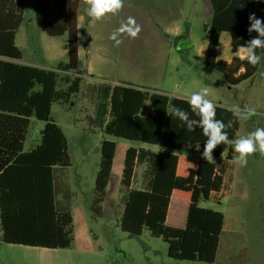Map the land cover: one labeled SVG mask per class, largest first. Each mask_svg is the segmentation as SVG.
Returning <instances> with one entry per match:
<instances>
[{"label": "trees", "instance_id": "16d2710c", "mask_svg": "<svg viewBox=\"0 0 264 264\" xmlns=\"http://www.w3.org/2000/svg\"><path fill=\"white\" fill-rule=\"evenodd\" d=\"M24 0H0V224L2 242L9 245L68 249L73 242V217L58 211L54 199L55 167H69L67 140L51 118L54 102H67L79 91L80 78H59L51 70L19 64L22 53L15 43L23 20ZM79 0H32L35 20L42 32L52 38L67 36L68 69L79 68L77 7ZM213 15L209 25L204 64L221 73L230 85L250 78L257 70L235 54L241 45L255 37L249 33V14L255 0H210ZM222 33L230 37L233 57L229 63L218 59ZM258 52V50H257ZM66 85L56 89L57 81ZM108 118L100 144V162L94 180L91 210L101 216L106 187L116 150V139L160 146L148 152L152 177L147 190L132 189L136 164L142 160L136 147L125 150L121 185L128 189L120 216V229L135 236L144 228L167 244L170 259L211 264L216 258L223 214L202 208L212 193H219L223 178L213 162L202 156L207 137L202 129L188 131L170 106L179 107L198 120L187 99L148 92L128 83L108 88ZM148 103L150 110L141 114ZM104 104V103H103ZM105 105V104H104ZM44 122L39 144L24 152L30 118ZM216 119L225 124L230 140L236 138L239 120L233 112L216 105ZM199 147V150H197ZM233 157L230 144H220L213 158Z\"/></svg>", "mask_w": 264, "mask_h": 264}, {"label": "rangeland", "instance_id": "374dc122", "mask_svg": "<svg viewBox=\"0 0 264 264\" xmlns=\"http://www.w3.org/2000/svg\"><path fill=\"white\" fill-rule=\"evenodd\" d=\"M23 5V20L16 34V45L23 56L22 64H39L42 56L51 53L58 59L54 64L60 70L58 75H62L68 70V58L64 49L67 36H47L36 23L32 0H24ZM254 13L257 18L264 20V0H255ZM129 16L134 17L142 26L138 38L122 48L130 52L132 60L129 63L134 64L135 68L130 69V65L126 67V61L118 55L111 58L110 45L104 46V49H96L94 61H104L102 65L105 69L110 66L107 67L106 64L112 63L111 67L118 70L120 78L142 79L151 62L148 58L156 55L159 73L165 72V90L190 96L207 87L210 93L208 98L215 105L230 110L235 105L242 109L248 107L256 110V115L251 119H238L236 138L258 127L264 128V76L260 74L264 72V60L258 64L256 72L250 78L237 85H230L221 73L204 64L207 45L204 16L190 30L195 48L183 44L179 51H169V44L162 41L149 42L153 38L149 36V32L156 31L154 27H150L144 14L123 12L120 18L126 21ZM82 34L81 29L80 35ZM254 35L256 37L257 33L254 32ZM199 48L202 49L201 55L198 53ZM235 55L241 58L243 54L238 51ZM232 57L230 37L223 33L219 40L218 58L227 64ZM98 85L88 89L85 83L81 84L82 89L78 94L72 95L67 102H54L51 108L53 122L66 137L71 164L69 167L56 168L53 175L55 198L73 217L74 237L70 248L50 250L5 244L2 242L0 224V264H208L168 258L167 244L161 238L152 236L146 228L139 236L120 229V216L128 194V189L121 185L125 150L134 146L141 152L142 160L135 166L131 188L147 190L152 177L151 162L147 155L148 152L158 153L163 150L160 146L115 140L116 151L102 204L103 213L99 217L93 214L91 204L101 158L100 144L107 138L102 133V127L109 109L106 99L109 92L106 91L107 84L99 81ZM65 88L66 85L58 80L56 89L62 91ZM149 110L150 106L146 103L141 114H146ZM44 124L34 117L30 118L24 152L31 151L39 144ZM232 149V159L225 160V172L232 173L234 191L225 187L221 194L214 193L207 201L199 203L202 208L219 210L225 214L229 212L230 216L237 217L240 221L233 234L221 235L216 258L211 264H264V155L259 152L250 155L246 166L241 167L235 163L234 158L238 154L234 152L233 146ZM194 156L201 157L199 153ZM214 162L221 168L219 160ZM237 180L241 188L238 193Z\"/></svg>", "mask_w": 264, "mask_h": 264}, {"label": "crops", "instance_id": "0c3cea01", "mask_svg": "<svg viewBox=\"0 0 264 264\" xmlns=\"http://www.w3.org/2000/svg\"><path fill=\"white\" fill-rule=\"evenodd\" d=\"M123 12H127L130 14L131 13L144 14L147 17L146 21L148 22L150 27H154V30L156 31V33L154 31L149 32V36L153 37L149 42L159 43V41H162L163 43L169 44V51L171 50L179 51L183 44H187L189 45V47H192L194 49L195 44L191 38L190 30L192 29V27L195 26V23L200 19V17L204 16L203 18V21L205 23L204 28L206 30L205 37L207 38V42H208L209 25L213 15V8L210 0H125L124 7L122 8L120 13L122 14ZM120 13L117 16H109L107 19H104L103 21H99V22L93 21L86 14V5L82 2V0H79L77 7V37H78V58L80 65L79 68L74 72L68 69L67 71L63 72L62 75H58L59 78H66V77L70 79H73L75 77L80 78L81 81H80L79 91L76 94H78L81 91L82 89L81 84L85 83V86L88 89H92V88H96V86L99 84V81L100 82L105 81L107 84L106 86L108 88H112L113 86L118 84L128 83L130 85L135 86L136 88L148 92L160 93L167 95L169 97L188 99L189 97L188 94L185 93L175 94L163 88L165 72L161 73L160 71L159 73V66L157 65L158 58L156 55H151L148 58L149 60H151V62L149 64V67L147 68L146 74L142 79L128 78V77L120 78L118 70L113 69L111 67L112 63L106 64L107 67L109 65L110 66L108 69H105V67H103L104 65H102L104 61L102 63L94 61L93 55L96 49L99 48L104 49V46L107 47L108 45H110L111 54H112L111 58L118 55L124 61H126L125 66L130 65L129 66L130 69L135 68L134 64L129 63L132 60L129 54L130 52H128V50L126 49L125 50L122 49L123 45L131 43L133 39L128 38L126 35L121 37L123 43L119 47H116L114 42L109 39L110 34L120 26V23L123 20L120 18L121 15ZM81 29L83 32L82 35H80ZM158 38H160V40H158ZM15 43H16V39H15ZM64 49L66 50V54H67V44L66 47L64 46ZM201 51L202 49L199 48L198 53L200 55L202 53ZM205 53H206V49H205ZM57 60L58 59H56L55 55L50 53L49 55L47 54L44 55V57L42 56V58H40L39 64H31L30 66H34L44 70H51L58 74L60 73V70H58L57 66H55L54 64ZM22 61H23V56L20 61H17V63L22 64ZM110 67L112 69L111 71H110ZM175 86H177V84H175ZM82 102L84 103L85 101L83 100ZM107 118H108V113H107ZM197 159H204V158H202L201 156L200 158ZM214 160L220 161L219 165L221 168H218L215 162L213 163L215 165V170L217 174L221 175L223 178V184L219 194L223 192V189L225 187L227 189L232 188L231 190H233L234 187L232 186H234V183L231 178L232 173H228L227 171L225 172L226 170L225 160H227L225 154L221 155L218 158H214ZM56 168L58 167H55L53 169V175ZM239 189L241 188L239 187L237 180V191H236L237 193ZM227 192H229V190ZM212 196H214V193H212L209 198H211ZM54 199H55V207L58 211H68L65 210L61 202H58V200L55 198V180H54ZM102 213H103V205H102ZM222 214H223V225H222L221 235H227L229 233L233 234L234 230L238 228L240 225L239 219L237 217L230 216L229 212H227V214L222 212Z\"/></svg>", "mask_w": 264, "mask_h": 264}, {"label": "clouds", "instance_id": "9594fccd", "mask_svg": "<svg viewBox=\"0 0 264 264\" xmlns=\"http://www.w3.org/2000/svg\"><path fill=\"white\" fill-rule=\"evenodd\" d=\"M86 5V14L93 21H103L109 16H117L124 7L125 0H82ZM248 32L257 33L256 37L241 45L239 52L242 53V59L253 67L261 64L264 60V20L257 18L255 13L249 14ZM142 31V26L137 23L136 19L129 16L126 21H121L120 26L116 28L109 36L116 47H119L123 40L121 37L127 36L135 40ZM260 50L258 53L257 50ZM264 76V72L260 73ZM210 93L207 87H203L198 91L191 93L187 99V103L198 120L189 118L188 112L176 107L170 106L168 114L178 118L187 128L188 131H195L196 127L202 129L203 135L207 137L205 142L202 158L208 162H214L213 151L220 144H230L234 148V152L238 155L234 158L235 163L241 167L246 166L247 158L259 152L264 155V128H256L254 131L241 135L239 138L230 140L227 128L232 127V122L225 124L222 120L216 119V105L209 99ZM233 115L240 120L247 121L256 115L254 108H241L239 105L233 106L231 109ZM199 150V147H197Z\"/></svg>", "mask_w": 264, "mask_h": 264}]
</instances>
